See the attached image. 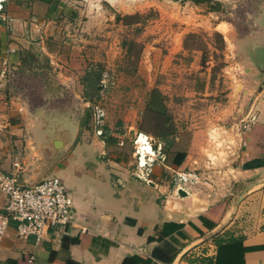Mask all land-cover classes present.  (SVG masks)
Segmentation results:
<instances>
[{
    "label": "rangeland",
    "instance_id": "1",
    "mask_svg": "<svg viewBox=\"0 0 264 264\" xmlns=\"http://www.w3.org/2000/svg\"><path fill=\"white\" fill-rule=\"evenodd\" d=\"M176 1L60 0L53 34L30 36L27 62L9 71L3 100L11 91L15 102L43 111L33 122L43 124L49 137H41L45 144L32 138L29 145L47 177L59 176L54 169L64 159L63 141L70 144L68 156L82 140H76L80 127L83 136L116 139L105 142V155L133 177L149 184L163 169L171 188L185 187L173 171L177 152L187 157L200 131L220 147L229 129L239 130L248 120L264 76L258 70L264 60V2ZM136 13L144 18L134 25L117 18ZM222 21L232 26L231 34H222ZM11 140L0 139V147L11 148ZM146 146L151 149L141 148ZM139 147L152 157L145 167Z\"/></svg>",
    "mask_w": 264,
    "mask_h": 264
},
{
    "label": "crops",
    "instance_id": "2",
    "mask_svg": "<svg viewBox=\"0 0 264 264\" xmlns=\"http://www.w3.org/2000/svg\"><path fill=\"white\" fill-rule=\"evenodd\" d=\"M105 1L114 4L125 0ZM59 2H4L11 28L0 12V73L4 68L11 72L24 66L30 36L53 34L51 24L60 11ZM34 17L39 24L32 22ZM222 26V34H231L232 26L223 21ZM48 54L53 56L50 50ZM258 70L264 73V60ZM7 83L0 86V123L7 116L12 119L8 127L0 128V139L12 138V147H0V168L9 170L13 151L21 150L26 166L22 181L35 183L48 176L29 145L32 138L41 144V137H45L44 125L33 122V115L43 111L33 112L15 102L11 91L9 99L3 100ZM253 98L252 110L258 118L248 132L229 129L220 147L217 142H206L201 131L195 134L186 160L173 168L188 179L185 187L180 185L187 191L185 196L179 187L173 189L165 181L163 169L153 174L149 184L133 177L122 164L105 155V141L83 136L77 127L76 140H82L73 144L68 156L70 144L63 141L64 159L54 169L69 184L76 224L54 227L48 239L38 242L35 236L20 238L16 222L11 221L0 244V264H145L136 262V255L148 259L149 264H165L168 262L154 255L165 243L179 250L173 260L177 262L184 261L182 256L188 259L185 251L203 249L204 255L196 258L205 260L202 264H214L218 255L221 264H264V76ZM215 148H221L222 159H214L220 155ZM6 199L0 191V211ZM81 225L88 231L81 232ZM150 236L155 238L150 240ZM217 239L222 240L221 248Z\"/></svg>",
    "mask_w": 264,
    "mask_h": 264
},
{
    "label": "built area",
    "instance_id": "3",
    "mask_svg": "<svg viewBox=\"0 0 264 264\" xmlns=\"http://www.w3.org/2000/svg\"><path fill=\"white\" fill-rule=\"evenodd\" d=\"M5 1L0 0V12H3L2 17L11 28V19L3 11ZM32 22L36 25L39 24L36 17L32 19ZM11 51L14 50L11 49ZM8 77L9 70L4 68L0 73V86L7 82ZM251 113L248 120L240 125V132H248L257 120L258 114L255 111ZM9 125V122L4 120L0 123V128H6ZM21 154V150H14L11 168L9 170L0 168V191L4 192L7 197L3 209L0 211V244L11 221L16 222V231L20 238L35 236L40 242L49 238L52 228L73 226L77 220L71 193L59 176L44 177L31 184L22 181L26 166ZM138 154L140 166H146L148 163L146 159L152 161V157H146L147 155L142 152V149L140 150V147ZM179 178L185 179L186 182L188 180L181 174H179ZM150 180L148 179V181ZM80 231L87 232L88 227L81 225ZM189 250L183 254L188 256L187 260L182 256L183 262L173 261L165 264H198L195 261H190L189 258L196 259L198 256L204 255V250L199 249L195 252ZM32 259L33 256L29 260Z\"/></svg>",
    "mask_w": 264,
    "mask_h": 264
},
{
    "label": "trees",
    "instance_id": "4",
    "mask_svg": "<svg viewBox=\"0 0 264 264\" xmlns=\"http://www.w3.org/2000/svg\"><path fill=\"white\" fill-rule=\"evenodd\" d=\"M118 20H122L124 22L125 25H134L137 24L141 21L142 18H144V15L141 13H136V14H126L124 16L118 15ZM143 129V128H142ZM143 131V130H141ZM107 144H109L110 142H115L116 139L114 138H104L103 139ZM186 157V152L184 151H180L177 152V154L175 155L174 159H173V163L175 165H180L183 163V161L185 160ZM167 226V224L164 225ZM164 237V233L160 235V238ZM155 236H150V240L154 239ZM219 247H222V240L217 239L216 240ZM179 253V250L177 248L171 247L170 244L165 243V245L163 247H158L155 251H154V255L157 258L162 259L163 261L166 262H173V260L175 259V257L177 256V254ZM134 259L136 262H144L145 264H149L150 261L148 259L142 258L140 256H134ZM200 259H193L192 261L197 262L198 264H202L205 260H203V262L199 261ZM210 262V261H209ZM214 264H221V256L218 257L214 260L213 262Z\"/></svg>",
    "mask_w": 264,
    "mask_h": 264
},
{
    "label": "bare ground",
    "instance_id": "5",
    "mask_svg": "<svg viewBox=\"0 0 264 264\" xmlns=\"http://www.w3.org/2000/svg\"><path fill=\"white\" fill-rule=\"evenodd\" d=\"M144 140H145V138H144V136H142V139H140V144H141V146H143L144 144H143V142H144ZM143 149H151V147L150 146H146V147H142Z\"/></svg>",
    "mask_w": 264,
    "mask_h": 264
},
{
    "label": "water",
    "instance_id": "6",
    "mask_svg": "<svg viewBox=\"0 0 264 264\" xmlns=\"http://www.w3.org/2000/svg\"><path fill=\"white\" fill-rule=\"evenodd\" d=\"M179 193H180L181 195H183V196L187 195V191H186L185 189H183V188H180V189H179Z\"/></svg>",
    "mask_w": 264,
    "mask_h": 264
}]
</instances>
